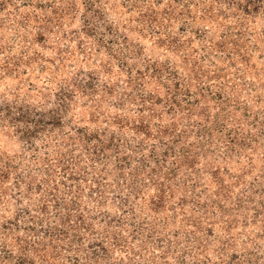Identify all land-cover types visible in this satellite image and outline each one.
I'll return each instance as SVG.
<instances>
[{"label":"clouds","instance_id":"9594fccd","mask_svg":"<svg viewBox=\"0 0 264 264\" xmlns=\"http://www.w3.org/2000/svg\"><path fill=\"white\" fill-rule=\"evenodd\" d=\"M232 255L264 264V0H0V264Z\"/></svg>","mask_w":264,"mask_h":264},{"label":"rangeland","instance_id":"374dc122","mask_svg":"<svg viewBox=\"0 0 264 264\" xmlns=\"http://www.w3.org/2000/svg\"><path fill=\"white\" fill-rule=\"evenodd\" d=\"M89 10H91V9H89ZM152 22L155 23V18H152ZM181 31H184V29H181ZM86 34L91 35V34H92V31H91V30H88V32H87ZM158 34H159V33H157V35H158ZM132 35H134V36H140L139 33H135V32L132 33ZM129 38H130V37H128V36L125 37L126 40L129 39ZM142 38H143V39H147L146 37H142ZM45 39H46V38L41 34V35L38 37V42H43ZM172 43L175 44L176 41H172ZM109 44H111V41H109ZM161 46H163V44H162ZM218 47H219V49H220L221 51H225V52L227 53L228 49H229L230 47H235V45L232 44L231 38H229V37H225L224 40H223V42H222L221 44H219ZM141 51H143V49H141ZM229 58H231V56H229ZM148 71L151 73L150 76L145 75L144 73H138V74L141 75L142 78H144V79H149V78H150V79H156V78H157V75L161 72V69H160L159 67L152 66ZM174 88H175L176 93L179 94L180 91H181V85H180V83H179V82L175 83ZM188 95H190V92L188 93ZM213 99L222 102V101L224 100V96H223L222 93H217L216 96L213 97ZM155 102H156L157 104H159V103H161V100H160L159 98H156ZM199 102H200V101H199V99H198V100L196 101V103H199ZM171 103L174 104V105H176L177 107L180 106V105H179V102L176 101L174 97L172 98ZM188 106H189V107H192L193 105L191 104V102H189V105H188ZM237 111H239V109H237ZM246 114H247V113H245V115H246ZM24 118H26V117H22V119H24ZM221 130H222V129H221ZM233 142H234V141H233ZM62 171H64L65 173H68V169H67V168L63 169ZM5 178H6V177H5ZM68 179H69L70 181H73V182H78V181L80 180V177L69 174V175H68ZM61 183H64V181H61ZM81 219H82V217H81ZM69 220H70V216H69ZM208 232H209V235H212V234H213L211 229H209ZM225 264H240V262H239V259H238V257H237L236 255H232V256L229 258V260L225 262Z\"/></svg>","mask_w":264,"mask_h":264}]
</instances>
